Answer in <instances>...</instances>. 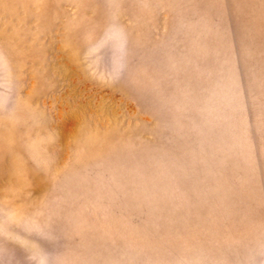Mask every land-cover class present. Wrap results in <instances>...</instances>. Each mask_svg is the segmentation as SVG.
<instances>
[{"label":"rangeland","instance_id":"rangeland-1","mask_svg":"<svg viewBox=\"0 0 264 264\" xmlns=\"http://www.w3.org/2000/svg\"><path fill=\"white\" fill-rule=\"evenodd\" d=\"M0 264H264V0H0Z\"/></svg>","mask_w":264,"mask_h":264}]
</instances>
